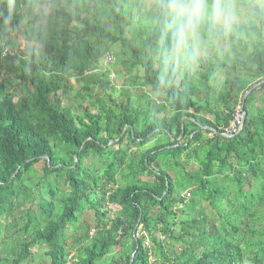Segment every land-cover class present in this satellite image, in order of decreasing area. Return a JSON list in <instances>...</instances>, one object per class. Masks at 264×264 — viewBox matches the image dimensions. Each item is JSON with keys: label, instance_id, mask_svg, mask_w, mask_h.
I'll use <instances>...</instances> for the list:
<instances>
[{"label": "trees", "instance_id": "1", "mask_svg": "<svg viewBox=\"0 0 264 264\" xmlns=\"http://www.w3.org/2000/svg\"><path fill=\"white\" fill-rule=\"evenodd\" d=\"M245 2L231 47L179 81L161 0L0 4V264H264V82L222 135L264 80V0Z\"/></svg>", "mask_w": 264, "mask_h": 264}, {"label": "clouds", "instance_id": "2", "mask_svg": "<svg viewBox=\"0 0 264 264\" xmlns=\"http://www.w3.org/2000/svg\"><path fill=\"white\" fill-rule=\"evenodd\" d=\"M160 8L166 18L162 72L181 64L194 70L209 54L228 50L248 12L245 0H161Z\"/></svg>", "mask_w": 264, "mask_h": 264}, {"label": "rangeland", "instance_id": "3", "mask_svg": "<svg viewBox=\"0 0 264 264\" xmlns=\"http://www.w3.org/2000/svg\"><path fill=\"white\" fill-rule=\"evenodd\" d=\"M5 0H0V4H2L3 2H4ZM18 7H20V5H17ZM3 9H4V7H2ZM16 11H17V14H18V17H19V24L21 25V26H23V21H24V17H23V14H22V12H21V10H20V8H17L16 9ZM21 13V14H20ZM250 13V9L248 8V12H247V17H246V19H245V21L244 22H246V21H248V19H249V17H248V14ZM20 15H22V16H20ZM13 20H16V19H11V22H13ZM243 22V23H244ZM9 36V38H13L14 37V35H13V33H10V35H8ZM14 39H16V38H14ZM13 39V40H14ZM228 63V62H227ZM10 66H9V64H8V61H6V60H1L0 61V80H4V79H6V77H5V73H8L9 71H10V68H9ZM183 67H184V65H178V71H179V75H178V77H177V81H179V79H180V77H181V73L183 72ZM107 69H112V67H111V65H108V63H107V61H105V58H101L100 59V62H99V64L95 67V68H92V71L93 72H96V71H103V70H107ZM195 70H197V69H194L193 71H195ZM112 71V70H111ZM213 75H214V77H215V82H214V86L216 87V90L217 89H219L220 88V85H221V83H222V81L224 80V78H225V72H224V70L223 69H218V70H215L214 71V73H213ZM113 77H114V74H113V72H110L109 73V75H108V78L110 79L109 81H113V83L115 84V86H116V89H117V87H120L121 86V84H120V79H115V80H113ZM70 81V83H71V90H70V93L68 94V96H67V101H66V104H68L71 108H72V111H76L77 109H76V101H77V98H75V95H77L78 94V92L79 91H81V89H80V86L82 85V82L81 81H76V80H69ZM15 82V81H14ZM100 85V84H99ZM98 85V86H99ZM7 87V86H6ZM96 87V86H95ZM97 88V87H96ZM94 89V88H93ZM15 96H14V98L16 99L18 96H20V94H21V92L19 91H17V90H15ZM77 93V94H76ZM150 93V95H152L153 97H155V98H161L160 96H159V94L157 95V94H153L152 92H149ZM81 101V100H80ZM69 102V103H68ZM87 104L89 105V107H90V109H91V111L93 112V111H95V106H94V104H93V102L92 101H88L87 102ZM239 107H240V104H239ZM76 114H80L78 111H76L75 112ZM33 176H34V174H32ZM113 211H114V209H113ZM205 212H208V209H207V207H205ZM82 220V219H81ZM3 224H4V219H3V217L2 216H0V252H2L3 254H6V249H7V246H6V242L8 241V239H10L9 237H7L6 236V234H5V232H4V228H3ZM77 228V227H76ZM73 230V229H72ZM78 231H82V228H78ZM77 231V232H78ZM4 234V235H3ZM69 236L70 237H72L71 235H73V232H71V230H69ZM75 234V233H74ZM69 236H67V242H70L71 241V239H70V237ZM168 246V249L169 248H171L172 246H170V244H168L167 245ZM38 250H40L41 251V249H38L37 248V246H34V247H32V249H31V252L32 253H35V252H37ZM43 250V249H42ZM119 251L116 253V257H118L119 256ZM71 254H72V256L74 255V251L73 252H71ZM29 264H34V262L31 260V262H29Z\"/></svg>", "mask_w": 264, "mask_h": 264}, {"label": "built area", "instance_id": "4", "mask_svg": "<svg viewBox=\"0 0 264 264\" xmlns=\"http://www.w3.org/2000/svg\"><path fill=\"white\" fill-rule=\"evenodd\" d=\"M109 56H106L105 61H109ZM241 123H242V114L240 111V107L237 106L236 110L234 111L233 115H232V119L230 120L229 124L224 128V131L222 133L223 136H232L234 134H236L241 127ZM185 197H189L190 196V192L189 191H185L183 194Z\"/></svg>", "mask_w": 264, "mask_h": 264}, {"label": "water", "instance_id": "5", "mask_svg": "<svg viewBox=\"0 0 264 264\" xmlns=\"http://www.w3.org/2000/svg\"><path fill=\"white\" fill-rule=\"evenodd\" d=\"M262 82H264V80L252 84V85H251L246 91H244V94H243V96H242V98H241V100H240V111H241V114H242V123H241L240 130H241L242 126H243V121H244V118H245V110L243 109V103H244V100H245V98H246L248 92L251 91L253 88L259 86ZM227 137H230V136H227ZM131 256H132V255H131Z\"/></svg>", "mask_w": 264, "mask_h": 264}]
</instances>
